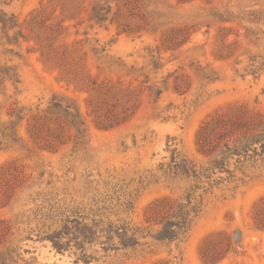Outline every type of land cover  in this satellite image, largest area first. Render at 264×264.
Here are the masks:
<instances>
[{"label":"rangeland","instance_id":"rangeland-1","mask_svg":"<svg viewBox=\"0 0 264 264\" xmlns=\"http://www.w3.org/2000/svg\"><path fill=\"white\" fill-rule=\"evenodd\" d=\"M262 197L264 0H0V264H264Z\"/></svg>","mask_w":264,"mask_h":264},{"label":"trees","instance_id":"trees-1","mask_svg":"<svg viewBox=\"0 0 264 264\" xmlns=\"http://www.w3.org/2000/svg\"><path fill=\"white\" fill-rule=\"evenodd\" d=\"M2 23H5L2 21ZM207 121L199 130L198 139L204 135L203 132L207 130L208 123ZM201 151L205 152L203 148ZM189 166L187 165V160L182 158L180 162L177 163L176 169L186 173L191 174L188 170ZM217 171L224 172L227 171L231 173L230 170L224 165V160H214V162L209 166L204 168L203 170L197 171L196 169L192 168V174L196 178H210L212 174L216 173ZM225 179L220 176V180ZM219 180L212 184L217 185L219 184ZM162 207V213L166 214L167 216H175L179 218L178 224L180 223L182 226L187 227L191 218L199 212V207L196 205L191 204V200L188 202H174L169 198L159 199L154 202L150 207L147 213L145 214L146 220L150 223L156 222L159 223V218H156L150 215V210L154 208ZM254 225L258 229H264V197H262L259 202L255 206L254 210V217H253ZM242 232H228V231H217L209 234L201 243L199 248L200 256L204 263L206 264H215L220 261L225 260L229 257L231 253L238 252L239 247L242 245ZM155 264H167V261H157Z\"/></svg>","mask_w":264,"mask_h":264}]
</instances>
